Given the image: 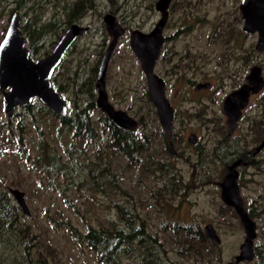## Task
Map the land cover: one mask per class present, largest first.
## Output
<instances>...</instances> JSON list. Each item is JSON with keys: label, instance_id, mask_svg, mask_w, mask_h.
<instances>
[{"label": "rangeland", "instance_id": "374dc122", "mask_svg": "<svg viewBox=\"0 0 264 264\" xmlns=\"http://www.w3.org/2000/svg\"><path fill=\"white\" fill-rule=\"evenodd\" d=\"M72 2L74 0L4 2L0 7V44L16 11L22 16V25L30 23L40 27L50 21L62 22L55 31L47 34L44 47L35 56L36 59L45 57L47 51L51 53L54 50L52 44L59 39V34L62 36L71 26L67 24L66 10ZM156 2L96 0L97 7L88 11L78 23L87 26L88 31L78 38L74 49L67 53L55 71L58 82L64 85L60 93L70 105L72 102L69 114H73L75 100L86 97L85 94L77 97L76 83L88 80L94 74L112 40L104 16L112 13L118 18L127 31L120 38L111 58L107 90L110 101L117 108L138 119L143 116L144 125L139 126L137 131L141 132L144 128L153 139L150 153L143 157L145 167L131 168L124 156L115 157L105 136L98 139V146H94L79 144L72 135L61 134L59 120L51 114L37 115V122L26 118L29 125L24 132L25 142L35 154L37 141L43 137L64 156L74 144L73 158L80 165L73 163L67 178L43 174L35 169L33 160L23 155L17 140L7 133L0 136V191H7L12 203L17 205L20 222L33 225L39 235L34 255L43 253L49 264H100L88 246L75 241L68 222L85 231L89 224L99 226L119 221L116 202L130 206L148 223L149 231L160 237L167 256L176 264H207L184 248L186 237L173 228L176 223L179 228L193 223L205 228L208 223H213L222 238L220 264L234 261L240 254L246 237L245 228L239 217L224 209L221 183L228 167L214 156V151L220 147L256 149L261 143L254 140L250 125L254 119H264V89L252 96L235 135L231 137L228 136L223 113V100L232 88L234 90L243 84L254 65L261 66L264 75V51L256 49L258 34H247L243 30L241 0H173L170 19L164 30L165 36L176 34L165 46L167 51H173L172 59L166 61L161 58L156 68L166 81L167 97L176 110L173 139L177 154L172 156L157 110L148 103L146 76L130 45L133 30L150 32L159 21ZM188 79L210 81L213 86L208 91L197 92L194 86L189 85ZM22 111L18 108L9 117L0 91V122L4 123L3 128H8L10 124L15 128L20 124L23 118L19 113ZM92 113L97 120L104 115L99 108ZM191 133L197 135V144L188 141ZM110 156L115 173L129 194L117 191L106 195L78 184L89 178L90 166L97 162L104 166ZM166 164H169V169L162 168ZM239 170L240 192L245 207L252 205L264 209V149L256 155L254 164L243 165ZM174 181H177L178 189L173 185ZM56 184H59L58 188ZM9 188L25 192L31 215L23 212ZM60 188H64L65 192L61 193ZM172 190L175 191L172 193ZM253 219L257 222L255 246L260 249L261 255L241 264H264V213ZM50 248L56 249L58 258H53ZM25 257L17 240L0 234V264H23ZM129 261L128 258L124 260L125 263ZM213 262L217 264L219 261Z\"/></svg>", "mask_w": 264, "mask_h": 264}, {"label": "trees", "instance_id": "16d2710c", "mask_svg": "<svg viewBox=\"0 0 264 264\" xmlns=\"http://www.w3.org/2000/svg\"><path fill=\"white\" fill-rule=\"evenodd\" d=\"M6 1L8 0H0V7ZM20 1L24 2L28 0ZM67 7V24L72 25L74 23H81L88 11L97 7V3L96 0H74ZM61 24L62 22L55 20L40 27L36 25L31 26L30 23L22 25L21 30L28 39V47L31 50L33 58L44 47L47 34L55 31ZM60 36L61 34H59ZM56 44L57 40H54L52 49H54ZM49 52L47 51V54ZM97 73L98 66L88 80L79 84L76 83L78 85V89L75 88L77 97L79 94H85L86 97H82L81 100H75V112L73 114L67 116L59 115L50 110L43 102L36 99L33 103L20 107L23 111L19 115L22 116L23 120L15 128L11 124L8 128H3L4 123L0 122V136L7 133L9 137L12 136L14 140H17L21 145L23 155L27 159L33 160L35 169L41 171L43 174L60 175L67 178L68 174H70V166L73 163L80 165L73 158L76 149L74 144L68 149L67 156H64L50 141L43 137L37 141L35 154L28 149L25 142L24 132L29 125L26 118L35 119V122H37V115L51 114L59 120L61 134L67 133L72 135L73 140L79 144L90 143L94 146H98V139L105 136L115 157L124 156L128 160V166L131 168L145 167L146 164L143 161V157L150 153L149 148L152 146L153 139L149 133L143 130L144 128H142L141 132L131 131L119 128L105 114H102L98 120L93 117V110L98 108L96 90ZM52 82L58 92L64 89V85L58 82L57 72L54 73ZM147 95L148 103L150 102L152 106L148 92ZM139 120L144 125L143 116ZM250 129L254 133V140L256 142L262 141L264 138V119H254L250 125ZM224 136L225 139H228L227 135ZM2 149L5 150V147ZM253 151L255 149L232 150L231 148H223L220 151L217 148L214 151V156L227 167L228 164L239 158H243L245 161L253 160ZM101 161L104 162V159H101ZM254 163L255 160L252 164ZM168 165L166 164L162 168L166 167L169 169ZM113 166L112 156L109 157L107 164L104 166L100 165V162L95 163L88 168L89 178L86 177L85 181L78 182V184L87 186L89 190H99L106 195L117 191L129 194L121 183L122 181L119 180L115 173L116 168ZM177 184V181L173 182L175 187H177ZM165 186L167 187L168 185L166 184ZM56 187L58 188L59 184H56ZM175 190H172V193ZM60 191L61 193L65 192L64 188H60ZM115 206L119 221H112L100 224L99 226L89 224L85 231L79 230V228L68 222L70 233L75 241L88 246L95 253L97 261L100 264H176V262L167 256V250L160 237L149 231L148 223L138 213L133 212L130 206L120 202H116ZM250 206L246 207V210L252 218L260 217L264 213L263 208ZM224 209L235 217H239L233 207L225 204ZM18 210L17 205L12 203L9 193L7 191H0V234L11 240L12 238L17 240L26 255L23 264H49L47 256H44L43 253L37 252L36 256L34 255L33 249L38 246L39 235L34 231L31 223L20 222ZM173 228L176 232H183V235L186 237L183 246L186 250L190 251L191 255L199 256L201 261L203 260L207 264H215L213 261H219L217 264L221 263L220 246H216L208 238L204 228L199 224L182 225L179 228L176 223ZM49 253L53 254L54 259L58 258L56 249L50 248ZM255 254L256 257L261 255V251L257 246H255ZM126 258L130 259L128 263L124 262ZM246 262L249 263V261Z\"/></svg>", "mask_w": 264, "mask_h": 264}, {"label": "water", "instance_id": "95a60500", "mask_svg": "<svg viewBox=\"0 0 264 264\" xmlns=\"http://www.w3.org/2000/svg\"><path fill=\"white\" fill-rule=\"evenodd\" d=\"M173 0H157L156 9L160 12V19L150 32L135 29L130 34V45L141 63L143 72L148 82L151 100L157 109L160 123L165 131L166 139L173 155L177 153L173 142V128L175 109L166 94V82L156 71L162 49L165 45L164 29L169 19V7ZM244 20V31L248 34H258L256 49L264 51V0H242L240 4ZM104 22L112 40L102 57L97 79V106L108 115L111 121L119 128L135 131L139 123L126 110L115 107L110 101L107 90V73L111 58L120 38L126 33L118 18L107 13ZM22 16L16 11L10 20L7 32L0 44V91L3 94L5 110L12 117L17 108L25 107L38 99L50 110L67 115L69 106L63 95L58 92L52 82L57 67L65 58L68 50L76 43L78 38L88 31L87 26L78 23L72 24L64 32L54 50L45 57L35 59L28 47V39L21 30ZM210 83L200 84L197 90L209 88ZM264 88L263 69L254 65L246 78V82L238 89L229 93L223 104V112L228 125V135H234L237 130L244 110L248 107L251 97ZM190 143H197L195 133L189 137ZM264 148V140L257 147V151ZM240 164H248L239 159L229 167V173L221 183L222 200L235 209L245 228L246 237L240 247L237 264L252 261L255 258V239L257 237V222L247 212L244 200L241 197L239 179ZM23 212L31 215V210L26 200V194L19 188H9ZM205 232L216 246L222 244V238L213 223H208Z\"/></svg>", "mask_w": 264, "mask_h": 264}, {"label": "flooded vegetation", "instance_id": "af4514ba", "mask_svg": "<svg viewBox=\"0 0 264 264\" xmlns=\"http://www.w3.org/2000/svg\"><path fill=\"white\" fill-rule=\"evenodd\" d=\"M173 2V1H172ZM172 2H171V4H172ZM241 2H242V0H241ZM171 4H170V7H171ZM170 7H169V19H170ZM240 11H241V9H240ZM242 13V12H241ZM160 17H161V15H160ZM242 18H243V16H242ZM169 19H168V21H169ZM168 23V22H167ZM167 25V24H166ZM244 27V26H243ZM165 30V29H164ZM244 30V29H243ZM180 31H182V30H179L178 32H180ZM248 34V33H247ZM175 35L176 34H173V35H168V36H165V34H164V36H165V45H164V47H163V49H162V52H161V55H160V58H159V61L161 60V58L162 59H165L166 61H171V59H172V54H173V51H167L166 50V43H167V41L169 40V39H174V37H175ZM62 36H60L59 37V39L57 40V43L59 42V40H60V38H61ZM57 45V44H56ZM55 45V46H56ZM55 48V47H54ZM74 48V45L68 50V52L70 51V50H72ZM258 51V50H257ZM67 52V53H68ZM50 54V53H49ZM67 55V54H66ZM47 56V55H46ZM36 59V58H35ZM190 59H192V58H190ZM232 60H233V56H232ZM159 61H158V63H159ZM158 63H157V65H158ZM157 65H156V68H157ZM60 66V65H59ZM58 66V67H59ZM57 67V68H58ZM100 67V66H99ZM156 68H155V71H156ZM57 70V69H56ZM98 71H99V68H98ZM251 71V70H250ZM157 73V72H156ZM159 76H161L159 73H157ZM231 76H232V79H233V69H232V74H231ZM248 76V75H247ZM247 76L245 77V81L243 82V84L246 82V78H247ZM162 77V76H161ZM163 78V77H162ZM164 79V78H163ZM165 80V79H164ZM166 82V81H165ZM188 82H189V85L190 86H194V89L197 91V92H202V91H208V90H210L211 88H212V86H213V84H212V82H210V81H207V82H197V80H195V79H193V80H191V79H188ZM205 83H210L211 84V86L209 87V88H202V89H200V90H197L196 89V87L198 86V85H200V84H205ZM242 84V85H243ZM241 85V86H242ZM232 86H233V84H232ZM241 86H239L238 88H240ZM238 88H236V89H238ZM264 89V88H263ZM262 89V90H263ZM235 90V89H234ZM261 90V91H262ZM260 91V92H261ZM233 92V88H232V90L229 92V93H232ZM259 92V93H260ZM228 93V94H229ZM259 93H257V94H259ZM227 94V95H228ZM257 94H254V95H252V96H255V95H257ZM226 95V96H227ZM149 96H150V93H149ZM151 98V97H150ZM226 98V97H225ZM225 98H224V100H225ZM252 98V97H251ZM224 100H223V104H224ZM67 101V100H66ZM152 101V100H151ZM171 102V101H170ZM67 103H68V106L70 105V103H69V101H67ZM152 104H153V102H152ZM172 104V103H171ZM250 104V103H249ZM154 105V104H153ZM70 106H72V103H71V105ZM249 106V105H248ZM116 107V106H115ZM174 107V106H173ZM20 108V107H19ZM156 108V107H155ZM18 109V108H17ZM175 109V108H174ZM157 110V109H156ZM245 111V110H244ZM175 112H176V110H175ZM16 113V112H15ZM104 113V112H103ZM158 113V112H157ZM224 113V112H223ZM244 113V112H243ZM105 114V113H104ZM67 115H69V113L67 114ZM67 115H64V116H67ZM107 117H108V115L107 114H105ZM176 116V115H175ZM226 117V116H225ZM243 117V116H242ZM109 118V117H108ZM135 118V117H134ZM111 120V119H110ZM136 120L138 121V123H139V126H141L142 125V123H141V121L138 119V118H136ZM241 120V119H240ZM174 122H175V120H174ZM138 126V127H139ZM162 126V125H161ZM142 127V126H141ZM163 128V127H162ZM238 128V127H237ZM138 129V128H137ZM137 129L135 130V131H137ZM227 129H228V125H227ZM164 130V129H163ZM165 132V131H164ZM235 133H236V131H235ZM235 133H234V135H235ZM192 134V133H191ZM190 134V135H191ZM166 135V134H165ZM190 135H189V137H190ZM229 136V135H228ZM233 136V135H232ZM189 137H188V141H189ZM229 137H231V136H229ZM173 138H174V128H173ZM198 138V137H197ZM167 140V139H166ZM199 140V139H198ZM264 140V138L262 139V141ZM261 141V142H262ZM173 142H174V139H173ZM167 143H168V141H167ZM192 144H197V143H192ZM261 144V143H260ZM259 144V145H260ZM258 145V146H259ZM174 146H175V144H174ZM257 146V147H258ZM257 147H256V149H255V151H253V154H252V157H253V160H249V161H245L243 158H239V159H243L244 160V162H248V164H240L238 167H237V169L239 170V168L241 167V166H247V165H250V164H252V162L255 160V158H256V155H258L259 154V152H261V150H263V149H261L260 151H257ZM168 148H169V151H170V146H169V143H168ZM175 150H176V148H175ZM219 150H223V147H220L219 148ZM177 151V150H176ZM170 153H171V151H170ZM172 154V153H171ZM177 154V153H176ZM175 154V155H176ZM175 155H173L172 154V156H175ZM239 159H237V160H239ZM237 160H234V161H232L230 164H228L227 165V167H228V173H229V167H230V165H232L234 162H236ZM239 172H240V170H239ZM227 173V174H228ZM239 178H240V173H239ZM225 179V178H224ZM224 181V180H223ZM238 182H239V179H238ZM246 208V207H245ZM204 230H205V228H204ZM256 255V254H255ZM237 257V256H236ZM236 259V258H235ZM234 262H236V260L234 261ZM244 262H246V261H244ZM244 262H241V263H244ZM241 263H237V264H241Z\"/></svg>", "mask_w": 264, "mask_h": 264}, {"label": "bare ground", "instance_id": "6f19581e", "mask_svg": "<svg viewBox=\"0 0 264 264\" xmlns=\"http://www.w3.org/2000/svg\"><path fill=\"white\" fill-rule=\"evenodd\" d=\"M70 111V110H69Z\"/></svg>", "mask_w": 264, "mask_h": 264}]
</instances>
